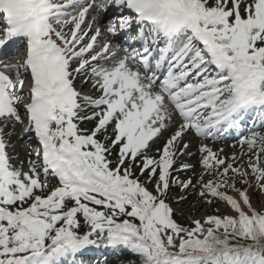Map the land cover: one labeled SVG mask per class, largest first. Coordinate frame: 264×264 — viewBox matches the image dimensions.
I'll return each instance as SVG.
<instances>
[{
  "label": "snow or ice",
  "instance_id": "obj_1",
  "mask_svg": "<svg viewBox=\"0 0 264 264\" xmlns=\"http://www.w3.org/2000/svg\"><path fill=\"white\" fill-rule=\"evenodd\" d=\"M93 252L264 264V0H0V264Z\"/></svg>",
  "mask_w": 264,
  "mask_h": 264
},
{
  "label": "rangeland",
  "instance_id": "obj_2",
  "mask_svg": "<svg viewBox=\"0 0 264 264\" xmlns=\"http://www.w3.org/2000/svg\"><path fill=\"white\" fill-rule=\"evenodd\" d=\"M85 91H89L85 89ZM18 144L20 145L21 149V155L23 154V148L26 147L25 145V140H18ZM210 146H213L214 148H223L224 149V154L225 155H231L233 152H238L239 151V146L237 145L235 148L232 147V145L235 143L234 139H227L223 141H207ZM193 151H195V146L193 147ZM191 163H195L196 161H190ZM183 175V174H182ZM188 175H191V173H188ZM54 182V180H53ZM254 202H256L259 198L258 193L253 194ZM192 205H195L193 208ZM181 207L184 209L186 216L191 213L195 215V218H201L209 214H214L215 209L217 207L220 208V213H224L226 211V206L223 204H214V205H207V204H202L196 197L192 196L189 198V202L187 204L181 205ZM220 213H215V214H220ZM181 223H188V220L185 218H180ZM109 264H118V260L114 258H110L108 260ZM127 264V263H126Z\"/></svg>",
  "mask_w": 264,
  "mask_h": 264
},
{
  "label": "bare ground",
  "instance_id": "obj_3",
  "mask_svg": "<svg viewBox=\"0 0 264 264\" xmlns=\"http://www.w3.org/2000/svg\"><path fill=\"white\" fill-rule=\"evenodd\" d=\"M108 38H110V39H111V37H108ZM114 39H115V38H114ZM119 43H122V42H121V41L118 39V44H119ZM121 54H122V53H121Z\"/></svg>",
  "mask_w": 264,
  "mask_h": 264
}]
</instances>
